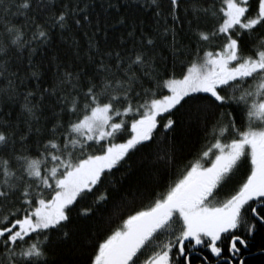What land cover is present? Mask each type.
I'll return each mask as SVG.
<instances>
[{
	"label": "snow or ice",
	"instance_id": "snow-or-ice-1",
	"mask_svg": "<svg viewBox=\"0 0 264 264\" xmlns=\"http://www.w3.org/2000/svg\"><path fill=\"white\" fill-rule=\"evenodd\" d=\"M261 229L264 0H0V264H231Z\"/></svg>",
	"mask_w": 264,
	"mask_h": 264
},
{
	"label": "trees",
	"instance_id": "trees-1",
	"mask_svg": "<svg viewBox=\"0 0 264 264\" xmlns=\"http://www.w3.org/2000/svg\"><path fill=\"white\" fill-rule=\"evenodd\" d=\"M240 252L238 264L242 259H244L243 264H264V229L257 231L250 237L248 247H241ZM247 255L248 257L244 258ZM224 257L230 258V254L225 252Z\"/></svg>",
	"mask_w": 264,
	"mask_h": 264
},
{
	"label": "flooded vegetation",
	"instance_id": "flooded-vegetation-1",
	"mask_svg": "<svg viewBox=\"0 0 264 264\" xmlns=\"http://www.w3.org/2000/svg\"><path fill=\"white\" fill-rule=\"evenodd\" d=\"M244 248V247H243ZM241 256V252H240V254H239V256L238 257H232L231 255H230V258H228L230 261H231V264H238V259H239V257ZM250 256V255H249ZM248 257V255L247 256H245L244 258H247ZM212 260H213V264H223V258H221L220 260H218L217 258H212ZM244 259H242V261H243ZM241 262V261H240ZM240 264V263H239Z\"/></svg>",
	"mask_w": 264,
	"mask_h": 264
}]
</instances>
